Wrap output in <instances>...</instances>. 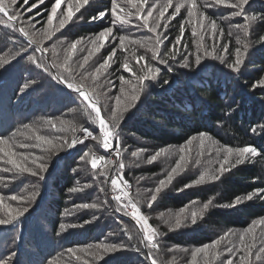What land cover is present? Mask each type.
Returning a JSON list of instances; mask_svg holds the SVG:
<instances>
[{"label": "trees", "instance_id": "obj_1", "mask_svg": "<svg viewBox=\"0 0 264 264\" xmlns=\"http://www.w3.org/2000/svg\"><path fill=\"white\" fill-rule=\"evenodd\" d=\"M165 2L166 0H158L160 4ZM198 3L203 8L205 0H198ZM17 8L23 9L26 5L21 2ZM108 9L110 0H90V7H87L84 17L76 21L74 26H69L67 35L60 36L58 33L59 39L54 37L47 41V51L44 54L36 52L35 55L42 57L47 63L54 60L57 64H62L66 55L65 49L71 41L84 37V44L78 47L85 50L77 51L75 54V59L82 62L81 57L87 55L90 47L88 40L109 23L108 18L103 21L99 19L91 21V16ZM39 10L44 12V6L42 5ZM204 10L214 15L225 32L223 39L217 44V50L219 51L220 45L224 43L229 44L230 50L238 47L235 36L239 34L241 39H244V36L231 25L244 23L243 18L222 19L233 11L223 6ZM171 11L172 9H169V12ZM247 12L249 15L260 16L264 13V0H250ZM185 14L182 10L181 15ZM25 15L30 17L32 13ZM180 19L181 17H177V21ZM37 20L39 21L37 28H40L43 17H37ZM136 23L133 19V24L119 34L129 35L137 40L152 36L146 29L135 27ZM25 26L30 27L26 22ZM186 27L182 43L188 46V51L195 53L190 26ZM229 31L233 36L227 35ZM15 35L18 34L0 25V60L10 58L15 50L12 40ZM39 35L37 32L36 36ZM178 35L177 22L172 21L167 36L169 40H174ZM260 35H264V25H254V31L247 38L251 44L245 65L240 72H233L221 65L218 60L211 58L203 59L197 66L194 63V55L189 57L190 68L180 66L183 62L181 56H178L176 61L169 60L168 65L152 61L151 63L160 68L159 77L146 82L147 86L141 94L140 101L124 113V119L118 129V139L122 141L120 162L125 164L122 172L129 182L133 200L138 202L150 224L161 234L157 237L159 251H152L159 264H187L190 253L196 248L209 244L228 232L242 233L257 219L264 218V200L259 198L246 201L236 208L222 206L237 196L264 188V159L261 157L237 166L230 173H226L220 181L180 190L184 184L195 180L207 169L218 167L214 162L209 163L215 154L213 152L212 157L207 155L209 147L207 143L203 157L198 155V139L194 140L191 146L186 145L188 139L198 137L200 133H207L222 145L232 147L251 145L264 151V128H261L264 125V89L254 86L258 80L264 79V43L257 42ZM212 43V39L205 36V46L210 48ZM53 47L58 53L55 57L52 54ZM111 47V44L106 45L100 53L91 57L85 69H80L79 63L74 64V70H86L87 73L94 74L96 63L102 56L107 55ZM181 53H184L183 48ZM137 54H144L146 59L151 55L144 49H138ZM123 58L124 54L117 50L116 63L108 70V76L115 84L112 91H108L107 85L96 89L100 103L105 109V116L114 105V100L111 99L113 92L119 95L117 77L124 75L130 80L134 79L122 69L116 71ZM169 66L171 71L168 70ZM52 71L55 72L56 69L53 68ZM30 81L35 83L25 90L23 85ZM52 117L70 120L77 125L82 124L90 130L95 127L88 120L84 106L75 93L68 92L56 80L35 68L26 55L23 59L18 58L0 68V135L7 136L17 128L22 129L23 124ZM252 129L256 131L253 132ZM86 144L97 154L105 155L108 159H116L115 154L105 152L95 141H86ZM180 146L191 148L187 155L192 163L187 165V172L178 177L169 190L149 208L147 205L152 193L148 190L154 189L158 181L174 166L179 156L177 149ZM79 147L83 146H78L69 155H67L69 150L43 153L48 164V171L43 173L44 180H38L28 174L15 176L13 173L0 172V195L28 196L38 192L36 199L28 204L29 213L21 218L18 228L0 226V260L15 252L16 255L12 257L13 264H49V261L60 258L68 248H85L98 242H115L124 243L127 249L111 255L109 257L111 264H150L147 257L148 249L140 246L142 248L140 252L135 250L139 246L135 222L115 211L117 205L109 197L108 185L100 183L105 178L93 179L90 165L80 158L82 153H79ZM140 149L147 150L141 154L140 159L131 155ZM160 149H168L169 154L152 164L147 163L148 157ZM21 151L41 154L38 149ZM197 159L201 160L200 165L195 164ZM110 175H116V171L113 170ZM84 184H92L93 187L80 193L69 191L72 187ZM101 187L105 188L104 192L100 191ZM212 197H215L218 206L210 208L204 220L198 221L197 226L188 224L170 231L169 226L163 222L168 216L175 215L180 209L190 205L192 201H199L202 204ZM106 199L109 200V205L99 210L77 208V205L83 203H100ZM61 225H64L65 229H62ZM69 225L77 226L68 227ZM122 229L132 233L133 239L129 240ZM109 233L114 235L109 236ZM259 235L258 228L257 236ZM227 255L222 253V257ZM66 259L65 254L61 264H64Z\"/></svg>", "mask_w": 264, "mask_h": 264}, {"label": "snow or ice", "instance_id": "obj_2", "mask_svg": "<svg viewBox=\"0 0 264 264\" xmlns=\"http://www.w3.org/2000/svg\"><path fill=\"white\" fill-rule=\"evenodd\" d=\"M21 2L26 5V8H17ZM42 5L44 12L39 10ZM249 5L250 0H211L210 3L205 0L203 8L198 0H175V3L174 0H166L163 4L158 3V0H151V2L150 0H110L108 11H98L96 15L91 16V21L97 19L103 21L108 18L109 23L107 27L94 33L93 37L88 40L90 47L87 55L81 57L82 62L75 59V54L77 51L85 50L83 47H78L84 44L85 38L78 37L72 40L65 49L66 55L63 63L57 64L54 60L52 63H47L42 57H37L35 53L44 54L47 51V41H51L54 37L59 39L58 33L60 36H66L69 26H74L76 21L84 17V12L87 11V7H90V0H50V3L49 0H8V2L0 0V25L18 34L12 37L15 50L10 58L0 60V68L18 58L23 59L26 55L35 68L56 80L68 92L75 93L84 106L88 120L95 126L90 130L82 124L77 125L70 120L52 117L23 124V130L17 128L7 136L0 135V165H3L0 167V172L13 173L15 176L28 174L38 180H44L43 173L48 171V164L45 162L46 157L43 153H59L76 150L78 146H83L79 147V153H82L80 158L86 160L90 165L93 179L105 178L100 183L110 187L111 200L118 205L115 211L130 217L135 222L138 228L136 238L139 245L135 250L140 252L142 248L148 249L147 257L150 264H159L155 256L152 255V251H159L160 244L157 237L161 234L156 227L150 224L138 202L134 201L131 196L129 182L124 178L122 172L125 164L120 162L122 141L118 139V129L124 119V113L135 107L136 103L140 101L141 94L147 86L146 82L159 77L160 68L151 63L152 61H155L156 64L168 65L169 60L176 61L177 57L181 56L183 62L180 66L190 68L189 57L194 55V63L197 66L203 59L211 58L218 60L221 65L233 72H240L245 65L251 44L247 38L254 31V25H264V13L260 16L249 15L247 12ZM220 6L233 10L229 16H223L222 19L230 20L241 17L244 20V23L231 25L242 32L244 36V39H241L239 34L235 36V43L239 46L231 50L228 43L221 44L219 51L217 50V44L223 39L225 32L214 15L204 10ZM169 9L172 11L169 12ZM182 10L186 13L184 16L181 15ZM25 13H32V15L28 17ZM37 17H43L40 28H37L39 22ZM177 17H181V19L177 21ZM133 19L137 22L135 27L146 29L152 36L148 39L137 40L129 35L119 34L133 24ZM172 21L177 22L179 35L174 40H169L167 33L170 31ZM25 22L30 27H26ZM186 26H190L195 53L188 51V46L182 43L187 30ZM37 32L40 33L39 36H36ZM227 35L231 37L233 33L229 31ZM205 36L210 37L213 41L210 48L204 44ZM21 38L23 42H21ZM257 42L264 43V35H260ZM109 44L112 47L107 55L102 56L96 63L94 74L87 73L86 70H74L73 65L76 63H79L80 69H85L90 58L100 53ZM181 48L184 50L183 54ZM138 49L150 52V57L146 59L144 54L138 55ZM117 50L124 54V58L116 71L122 69L124 73H128L134 79L130 80L124 75L117 77L119 95L113 92L111 99L114 100V105L105 116V109L100 103V96L96 89L107 85L108 91H112L115 87L114 82L108 76V70L112 69L113 64L116 63ZM221 52L223 54H220ZM52 54L54 57L58 55L55 47L52 49ZM53 68L56 69L55 72L52 71ZM168 70L171 71L170 66ZM77 76H79V80H77ZM89 77H91V84H89ZM34 83L35 81L26 82L23 88L27 90ZM254 86L264 89V79L258 80ZM261 128H264V125ZM252 131L255 132L256 129H252ZM63 133L70 135H63ZM196 139L199 140L198 155L200 157L205 155L207 143L209 145L207 155L212 157L213 152L215 154L214 159L209 163L214 162L218 164V167L207 169L195 180L184 184L181 191L220 181L226 173H230L237 166L251 162L257 157L264 159V151L258 150L255 146L222 145L207 133H200L198 137L188 139L186 145L191 146ZM86 141H95L105 152L114 153L116 159H108L105 155L97 154L88 147ZM21 149H38L41 154L33 151H21ZM145 151L147 150L140 149L132 152L131 155L140 159L141 154ZM177 152L179 156L174 166L164 178L158 181L154 189L148 190L152 193L147 205L149 208L169 190L178 177L187 172V165L192 163L187 155L191 152L190 147L180 146ZM168 154V149H160L148 157L147 163L152 164ZM200 163V159L195 161L196 165H200ZM113 170L116 171V175H110ZM92 187V184H84L72 187L69 191L80 193ZM100 191L104 192L105 188L101 187ZM262 194H264V188L256 189L244 196H237L233 201L222 206L236 208L246 201H253L254 198L264 200ZM37 195L38 192H33L28 196L9 195L5 197L0 195V226L18 228L21 218L29 213L28 204L34 201ZM108 205L109 200L106 199L100 203H83L77 205V208L99 210ZM216 206L218 205L215 203V197L209 198L202 204L194 200L190 205L180 209L177 214L168 216L163 222L169 226L170 231L180 229L188 224L197 226L198 221L204 220L205 214L210 208ZM85 223H91V221H85ZM76 226L69 225L68 227ZM61 228L65 229V226L61 225ZM258 228L260 229L259 237L257 236ZM122 231L129 240L133 239L132 233L126 229H122ZM59 234L58 232L57 235ZM108 235L112 236L114 233ZM126 249L127 245L124 243L98 242L85 248H68L60 258L49 261V264H61V259L65 254L67 259L64 260V264H111L109 257ZM222 253L228 255L222 257ZM15 255L16 253L12 252L7 258L0 260V264H13L12 257ZM254 262L255 264H264V218L257 219L242 233L228 232L211 243L196 248L190 253L187 264H254Z\"/></svg>", "mask_w": 264, "mask_h": 264}, {"label": "rangeland", "instance_id": "obj_3", "mask_svg": "<svg viewBox=\"0 0 264 264\" xmlns=\"http://www.w3.org/2000/svg\"><path fill=\"white\" fill-rule=\"evenodd\" d=\"M77 134H79V133H77ZM74 150H69L68 151V154H70L71 152H73ZM112 154H114V153H112ZM108 189L110 190V187L108 186ZM111 196H112V193H111V190H110V193H109V197H110V199H111ZM111 201H113V200H111ZM115 204H116V202L115 201H113ZM117 205V204H116ZM118 206V205H117ZM128 218H130V217H128Z\"/></svg>", "mask_w": 264, "mask_h": 264}, {"label": "water", "instance_id": "obj_4", "mask_svg": "<svg viewBox=\"0 0 264 264\" xmlns=\"http://www.w3.org/2000/svg\"><path fill=\"white\" fill-rule=\"evenodd\" d=\"M129 220H131L130 218H129ZM132 221V220H131Z\"/></svg>", "mask_w": 264, "mask_h": 264}]
</instances>
